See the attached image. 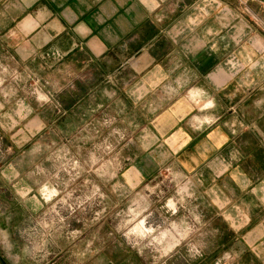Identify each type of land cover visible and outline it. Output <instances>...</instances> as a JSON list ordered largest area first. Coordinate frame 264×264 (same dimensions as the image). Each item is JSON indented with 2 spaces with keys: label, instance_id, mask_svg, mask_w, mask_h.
<instances>
[{
  "label": "clouds",
  "instance_id": "9594fccd",
  "mask_svg": "<svg viewBox=\"0 0 264 264\" xmlns=\"http://www.w3.org/2000/svg\"><path fill=\"white\" fill-rule=\"evenodd\" d=\"M67 8L116 9L79 63ZM261 152L264 0L4 4L0 264H264Z\"/></svg>",
  "mask_w": 264,
  "mask_h": 264
},
{
  "label": "crops",
  "instance_id": "0c3cea01",
  "mask_svg": "<svg viewBox=\"0 0 264 264\" xmlns=\"http://www.w3.org/2000/svg\"><path fill=\"white\" fill-rule=\"evenodd\" d=\"M7 2H9V0H0V14L3 13L4 4ZM115 12L116 9L101 8L98 12V8H93L91 11L87 12L85 16L80 18L73 12L71 8H67L65 10V19L67 20L68 24H73L78 22L79 24L78 31L85 36L89 35L90 26L93 28L94 31L92 36L88 37L87 39H82L76 33L69 30L68 32L62 34V36L59 38L58 41H56V43H58L59 46H61L65 50L71 49L72 52L69 59L77 63L81 62L82 60L88 57L89 43L98 52L103 51L106 42L114 38L113 32L111 30V17L115 14ZM17 23L19 24V28L25 33L32 32L33 28L35 27V22L31 17H28L27 19L20 18L17 21ZM121 27H127L126 22H122ZM152 35H153V29L148 25H144L142 30L140 31V38L133 46V50L135 49L138 50L140 46L149 42L152 38ZM39 39L41 38H38V41ZM157 48L163 51L164 45L158 44ZM28 55L29 52L27 49L20 50V56L26 57ZM145 59H147V57H145ZM214 62H215L214 57L208 59L205 63V68L210 67ZM213 78L218 79V76L214 74ZM73 102L74 101H69V103L66 106L70 107L71 103ZM161 118L164 122L166 123L168 122V118L166 116L162 115ZM177 139L178 140L180 139L179 135L177 136ZM257 159L260 160L262 163H264V152L257 153ZM255 224L256 221L254 220L253 225H250V227L254 226ZM231 243H232V235L231 233L226 232L223 239L220 241L221 247L217 249V252L213 253L211 256L208 257L207 264H211L212 260L219 253V251L223 247L230 246ZM246 259H250V255L246 257Z\"/></svg>",
  "mask_w": 264,
  "mask_h": 264
}]
</instances>
